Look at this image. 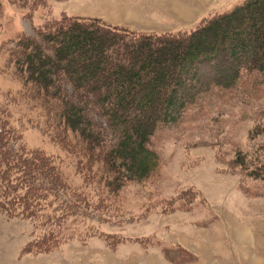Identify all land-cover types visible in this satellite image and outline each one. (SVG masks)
<instances>
[{"label":"trees","instance_id":"trees-1","mask_svg":"<svg viewBox=\"0 0 264 264\" xmlns=\"http://www.w3.org/2000/svg\"><path fill=\"white\" fill-rule=\"evenodd\" d=\"M5 68L21 89L0 90V212L33 223L40 233L26 250L49 253L73 239L69 223L106 216L111 198L158 175L152 141L159 128L184 123L203 99L233 90L245 75L264 77V0H247L189 32L146 34L64 17L36 37H18ZM206 68L220 75L205 79ZM22 101L43 110L36 128L74 159L80 186L60 157L26 144L14 114ZM262 134L264 121L251 131ZM259 151L236 150L227 171L264 182V145ZM166 257L180 263L169 251Z\"/></svg>","mask_w":264,"mask_h":264},{"label":"rangeland","instance_id":"rangeland-1","mask_svg":"<svg viewBox=\"0 0 264 264\" xmlns=\"http://www.w3.org/2000/svg\"><path fill=\"white\" fill-rule=\"evenodd\" d=\"M245 1L42 0L23 7L0 0V90L21 89L5 68L18 37H36L64 17L146 34L189 32ZM206 69L205 79L220 75ZM247 77L233 90L203 99L184 123L159 128L152 141L162 162L158 175L111 198L106 216L92 213L69 223L73 239L53 252L26 250L35 239L34 224L0 212V264H176L167 251L179 264H264V182L227 171L236 150L253 157L264 145V134L251 135L264 121V77ZM14 114L26 144L60 157L70 183L80 186L74 159L36 128L43 110L22 101Z\"/></svg>","mask_w":264,"mask_h":264}]
</instances>
